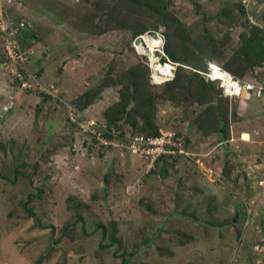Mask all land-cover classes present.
<instances>
[{"label": "rangeland", "instance_id": "obj_1", "mask_svg": "<svg viewBox=\"0 0 264 264\" xmlns=\"http://www.w3.org/2000/svg\"><path fill=\"white\" fill-rule=\"evenodd\" d=\"M36 1L10 0L9 7L18 19L34 20L35 24H32L39 35L37 40L40 41L33 44V54L27 68L29 72L39 75V84L54 85L58 98H54L50 104H44L41 99L43 92L31 93L22 87V81L17 82L19 75H23L21 69L26 71V68L20 61L9 62L0 37V142L7 145L6 152L0 147V171L13 177L12 170L22 164L28 165L25 169L28 173L37 169L34 180L37 186L44 189V197L31 205L36 207L41 226H36L34 218H26L27 214L20 206L30 189H26L23 181L11 185L0 178V264H37V260L49 247V228L56 227L58 236L60 228L71 221V212L68 210L70 197L77 202L91 204L98 218L87 216L89 220L97 222L99 219L105 223L108 219L116 220L119 236L127 245L140 242L141 238H148L154 233L169 238L176 231V236H183L180 231L194 237L185 246L177 244L178 239L175 238L174 245L169 239H153L156 244L154 247L164 244L175 255L160 257L153 247V251L145 258L148 262L264 264V189L258 185L264 179V169L251 165L260 155L253 150V144L237 142V148L227 143L228 147L232 145L238 150L236 155L230 153L231 157L227 160L240 164L233 176L237 171L241 175L238 183L227 181L220 175L226 162L198 154L205 153V143L201 142L202 133L197 126L190 124L193 114L166 102L159 111V122L163 124L166 121L164 126L171 128H165L167 131L186 133L182 137L184 144L195 143L189 144L187 148L191 149V153H197V158L214 171L215 177H203L197 165L178 157L172 161L174 168L169 169V177L162 179L149 173L151 170L145 158L128 150H109V147H102L100 143L93 153L82 149L78 142L73 141L77 132L68 120L65 102L70 103L91 89L111 65L116 64L117 67L121 62L138 63V57L146 54L137 49L135 41L132 51L129 49L127 44L131 41L130 30L104 31L98 35L80 33L69 22L58 19L51 10H44ZM63 1L71 5L79 0ZM192 1L195 0H174L172 9L184 21L193 22ZM232 1H243L248 17L252 16L264 24V0H196L195 5L201 6L202 13L214 16ZM103 2L101 0L100 4ZM74 23L80 24L78 20ZM163 29L159 28V32H163ZM220 30L223 31L216 33L218 30H214L213 34L223 37L225 33H231L228 46L236 47L242 30L230 32L225 27ZM158 46L161 48V43H157ZM157 48L152 49L154 51L148 50L149 58L146 57L151 63L159 59L155 52ZM3 59L5 62H2ZM142 61H146V58L143 57ZM257 74L262 77L264 68H259ZM26 81L33 85L30 90L36 89L32 79ZM155 83H159V80ZM216 85L221 87L219 83ZM237 97L232 99L231 113L237 114L240 110L241 116L249 114L247 130L251 134L257 133L264 123L263 109L259 104V101L264 103V98H254L248 91L238 101ZM118 99L116 89H107L101 99L87 109V114L103 125L105 110ZM40 105L45 108L42 107V112ZM5 106L12 108L7 111ZM234 119V116L230 118L231 121ZM178 121L180 123L177 124ZM233 127L229 128V139L234 135H230L231 131H237L238 128L236 123ZM218 137L214 135L208 142L211 145L217 144ZM101 153H104L103 158ZM244 173H249V176H243ZM108 179L111 191L107 200L93 202L92 195L99 192ZM117 179L121 181L116 182ZM142 200L155 212L144 211ZM184 211L187 215L181 214ZM75 237L74 240L68 239L69 244H59V251L42 264H58L64 251L67 253L65 264L122 262V259H96L97 235L84 238L80 228H77Z\"/></svg>", "mask_w": 264, "mask_h": 264}, {"label": "trees", "instance_id": "obj_2", "mask_svg": "<svg viewBox=\"0 0 264 264\" xmlns=\"http://www.w3.org/2000/svg\"><path fill=\"white\" fill-rule=\"evenodd\" d=\"M173 1L104 0L100 4L101 0H79L71 5L63 0L36 1L44 10L46 9L47 12L51 10L52 14H55L58 19L69 22L70 26L76 28L80 33L89 35L97 33L98 35L104 31L130 30L132 34L131 41L127 45L131 51L134 47L133 42L137 38L154 31L161 35L164 40L161 47L164 55L156 51L161 64L168 62L177 64L174 78L162 84H154L152 82L150 59H147L146 55L142 57L140 55L138 63L121 62L117 67L115 66L116 64H113L91 89L73 99L70 103L65 102L66 106L68 104L77 110L75 114L76 120L72 121L70 119L69 106H67L68 120L71 121V127L75 128L78 134L73 137V141L78 142L82 149L93 153L96 145H99L96 136L81 126L86 124L88 119H91L87 114V109L99 101L107 89H116L119 99L104 112L103 126L107 131L104 132L105 138L113 139L114 136L112 134L127 138L138 134L147 137H159L160 130L171 129L164 126L166 121L161 124L158 120L159 111L166 102H169L173 107L188 111L191 115L193 114V120L190 124L197 126L203 138L209 139L214 135H219L222 141H228L230 140V118L235 117V114L231 113V99L223 94V89L210 80L207 81V84L204 83L203 78L205 76L203 73H207L209 64L216 63L235 78L245 83H252L257 88H264V74L262 77L257 74L259 68H264V24L254 20L255 18L252 16L248 17L249 13L243 1L229 2L226 7L218 11L214 16L202 13L201 6L195 5L196 0L192 1V5H194L193 22L184 21L178 16L172 9ZM75 20H78L80 24H75ZM132 20L135 23H131ZM262 21L264 23V16ZM26 22L30 23L31 27L22 28L19 39L23 52L29 53V51H33L34 42H39L40 40H37L39 35L37 36L36 29L32 24V22L35 24L34 20ZM221 27H225L230 32H234L237 29L242 30L239 34L240 41L236 47L230 48L228 46L231 33H225L223 37L213 34L215 33L214 30H218L216 33L222 32L223 30H220ZM159 28H164L163 32H159ZM198 32L199 34H196ZM143 57L146 58V61H142ZM3 60L2 62H5ZM9 62L11 61L9 60ZM21 70L26 80L31 79L27 69L26 71L23 68ZM35 75L39 80V75ZM19 81L17 78V82ZM28 91L31 93L37 92L38 94L41 92L38 89H29ZM54 98H58V93L57 97L41 94L44 104H50ZM40 107L42 112L43 105H40ZM6 108L7 111H10L12 107L8 106ZM176 123L178 124L180 121ZM190 128L192 129L193 127L190 126ZM183 133L181 131L177 132L179 136L185 137L186 133ZM114 140H116L117 144L121 143L117 138ZM0 147L5 152L7 151L5 143L0 142ZM107 149L130 151L128 148L120 146H109ZM100 156L103 158L104 153H101ZM174 159L161 158L156 163V168L149 173L166 179L169 177V169L174 168V163L172 162ZM184 161L187 160L184 159ZM257 162L264 165V157L259 158ZM239 165L236 162L226 161L222 177L228 181L233 180L231 177ZM37 166L38 162L35 163V168ZM27 167V164L16 167L12 170L13 177L0 171V178L11 185L23 181L26 189H30L27 197L20 202V206L26 212V218H34L36 226L40 227V218L35 211L36 207L31 204L37 199L42 200L44 189L37 186L34 180L37 169H34L32 173H28L25 170ZM235 175L233 181L238 183L241 175L238 172ZM106 181L103 183L102 189L92 195L91 199L93 202L99 199L107 200L111 190L109 179ZM119 181L121 180H116V182ZM175 205H178V203ZM141 206L144 207V211L155 212L143 200L141 201ZM68 210L71 212V221L66 222L60 228L58 236H56V227L51 226L49 228V247L37 260V264H42L52 259L53 255L59 251L57 247L59 244H69L68 239L74 240L77 228H80L84 238L98 236V246L95 248L97 260L122 259L120 264H156L146 261L145 258L149 256L156 245L153 239L164 238L161 237V233H154L148 238H141L140 242L127 245L126 241L119 236L116 220L108 219L106 223L99 219L97 222L89 220L88 217L98 216L92 211L91 204L77 202L73 197H70L68 199ZM181 214L187 215V212L184 211ZM176 232L171 237L164 239H169L173 245L174 238L178 239L177 244L183 246L194 239L193 236L180 231L179 233L184 235L178 237ZM154 235L155 237L153 238ZM154 248L158 251L160 257H173L175 255V252L168 246H164V244ZM66 257L67 253L64 251L58 264H65ZM140 260L141 262H139ZM187 264H192V262Z\"/></svg>", "mask_w": 264, "mask_h": 264}, {"label": "built area", "instance_id": "obj_3", "mask_svg": "<svg viewBox=\"0 0 264 264\" xmlns=\"http://www.w3.org/2000/svg\"><path fill=\"white\" fill-rule=\"evenodd\" d=\"M25 27H31V24L27 23L23 19L17 21L13 16L8 14L6 8L2 4V0H0V37L4 42V53L6 57L10 61H20V63L25 66L28 71V74L34 81V87L36 86V89L40 90L44 94H49L54 97H57L54 85L50 86L46 84H39L37 76L34 73L29 72L27 68L28 61L31 59V55L33 53L32 51H29V53L23 52L20 44L19 38L21 35V29ZM145 36L141 38H144ZM158 42L161 43L160 47H162L164 40L161 35H159ZM147 47L149 50H152L149 46V43H147ZM155 48L157 47H154L153 49ZM156 51H159L162 55H164V52L161 48L158 47ZM146 53H148V51ZM154 53L155 52H153L152 55H154ZM150 67L152 69V82L154 84H162L174 78L175 71L177 69V64L171 62L161 64L159 58L154 63L150 62ZM208 67L209 68L207 70V73H203L205 78L207 80L219 83L221 88L223 89V94L226 97H229L231 100L235 96L237 97L241 95V93H243L244 91H248L249 93L251 92L258 98H264L263 87L257 88L252 83H245L239 80L238 78H235L229 72L223 70L216 64L210 63ZM167 68V72L164 73L163 69ZM18 79L22 81V87L24 89L29 90L33 87L31 83H28L24 79L23 75H19ZM158 80L159 83H155ZM27 84L29 85L28 88H26ZM67 106L69 105L67 104ZM69 110L70 118L72 119V121H75V114L77 112L76 108L73 106H69ZM81 127L88 130L91 134H94L101 146H120L122 148H128L132 154L145 158L146 164L150 167V170L156 168V163L161 158L170 159L181 157L187 160L188 163L190 162L193 163L195 166L197 165L200 168V173L203 177L209 179L215 177L214 171L210 168H207L204 163L199 159V157L197 158V153L194 154L190 152L191 149L187 148L188 145L184 144V139L182 138L183 136L181 137L173 131H167L162 129L160 130L159 137H147L138 134L134 137L127 138L118 136L117 134H112L114 138L108 139L104 137V132H107L104 126L99 122H95L94 119H88V122L82 125ZM115 138L120 140L121 143L117 144L115 142L116 140H114ZM258 185L264 189V179L260 180Z\"/></svg>", "mask_w": 264, "mask_h": 264}, {"label": "crops", "instance_id": "obj_4", "mask_svg": "<svg viewBox=\"0 0 264 264\" xmlns=\"http://www.w3.org/2000/svg\"><path fill=\"white\" fill-rule=\"evenodd\" d=\"M242 95H243V93H241V95L239 97H241ZM249 95H251L252 97L256 98L252 93H249ZM239 97H237V100L235 98V100L238 101ZM231 102H232V100H231ZM259 104H261L260 105L261 109H263L262 112H263V122H264V103L259 101ZM239 111L240 110H238L237 114H236V112L234 113L235 114V117H234L235 119L233 121H231V127H230L231 129L234 128L233 126H234L235 123L238 126L237 131L233 130L230 133V135L234 134L233 137H231L232 139H230L228 141H221L222 138L219 136L216 139L217 140V144L211 145L208 142L210 138L209 139H205V138L202 137L203 141H201V142L205 143L204 144L205 153H198V154L200 156L205 157V158H214L212 160H216L217 161V159H218L219 161L222 160V161L226 162L228 160V157H231L232 153H234L236 155L237 152H238V150H236L235 148L231 147L232 145H234L235 147L238 148V146H236L237 142H242V143H245V144H253V150L257 151V153H260V155L256 158L257 160L251 165H252V167H254L256 165V166H259L258 168H260V169L263 168L264 169V165L263 164H259L257 162L259 158H263L264 157V123L261 124L262 127L260 129H258L257 133L251 134L247 130L248 129L247 125H249V123H246V122L249 121V119L247 117V116H249V114H245V115L241 116L239 114ZM236 135H238L237 138H235ZM260 135H261V137H260ZM227 143H232V145L230 147H228ZM192 144L195 145V143H192ZM192 144H190V145H192ZM221 148H223L222 151H220ZM256 148H258V149H256ZM230 149H231V151H229ZM220 175L222 176L223 173L221 174V172H220ZM235 176L236 175L232 176L231 179L234 180ZM243 176H249V173L248 174L244 173ZM233 180H230V181H233Z\"/></svg>", "mask_w": 264, "mask_h": 264}, {"label": "water", "instance_id": "obj_5", "mask_svg": "<svg viewBox=\"0 0 264 264\" xmlns=\"http://www.w3.org/2000/svg\"><path fill=\"white\" fill-rule=\"evenodd\" d=\"M148 39H153V40L158 41L159 35L154 31H150L146 34V36L144 38H137L135 40V45L141 53L145 52V50L147 48ZM203 81H204V83L207 84L206 78H203Z\"/></svg>", "mask_w": 264, "mask_h": 264}, {"label": "clouds", "instance_id": "obj_6", "mask_svg": "<svg viewBox=\"0 0 264 264\" xmlns=\"http://www.w3.org/2000/svg\"><path fill=\"white\" fill-rule=\"evenodd\" d=\"M9 1L10 0H2V4H3V6L6 8V10H7V12H8V14H10L11 16H13L17 21L18 20H22V19H18L15 15H13L14 13H12V10L10 9V7H9ZM9 10V11H8ZM149 49H148V47L146 48V50H145V52H143L144 54H146L147 55V51H148ZM156 52V51H155ZM208 81V80H207Z\"/></svg>", "mask_w": 264, "mask_h": 264}, {"label": "bare ground", "instance_id": "obj_7", "mask_svg": "<svg viewBox=\"0 0 264 264\" xmlns=\"http://www.w3.org/2000/svg\"><path fill=\"white\" fill-rule=\"evenodd\" d=\"M148 43H149L150 48L153 49L154 47H157V43H160V42H158L157 40L148 39ZM158 47H159V46H158ZM137 49H138V48H137ZM150 52H151V51H150ZM213 64H216V63H213ZM167 70H168V68H167V69H163V72L166 73ZM243 93H245V91H244Z\"/></svg>", "mask_w": 264, "mask_h": 264}]
</instances>
